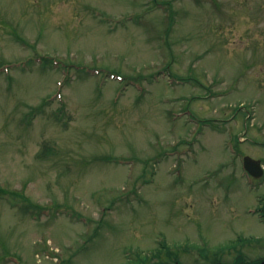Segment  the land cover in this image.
Returning <instances> with one entry per match:
<instances>
[{
	"label": "rangeland",
	"instance_id": "374dc122",
	"mask_svg": "<svg viewBox=\"0 0 264 264\" xmlns=\"http://www.w3.org/2000/svg\"><path fill=\"white\" fill-rule=\"evenodd\" d=\"M242 155L264 159V0H0V186L28 198H0V264H170L161 238L212 264L264 239Z\"/></svg>",
	"mask_w": 264,
	"mask_h": 264
},
{
	"label": "flooded vegetation",
	"instance_id": "af4514ba",
	"mask_svg": "<svg viewBox=\"0 0 264 264\" xmlns=\"http://www.w3.org/2000/svg\"><path fill=\"white\" fill-rule=\"evenodd\" d=\"M260 160L264 166V159L260 158ZM256 197L258 198L254 203L255 220L264 225V192L260 188H258ZM238 236L242 237L243 234ZM242 238L233 240L232 244L225 249L201 251V262L207 263L210 261L212 264H264V239L251 238L245 240ZM223 258H226L227 261H224Z\"/></svg>",
	"mask_w": 264,
	"mask_h": 264
},
{
	"label": "water",
	"instance_id": "95a60500",
	"mask_svg": "<svg viewBox=\"0 0 264 264\" xmlns=\"http://www.w3.org/2000/svg\"><path fill=\"white\" fill-rule=\"evenodd\" d=\"M245 166L252 174L256 176H260L263 172L258 161L249 156L245 158Z\"/></svg>",
	"mask_w": 264,
	"mask_h": 264
},
{
	"label": "trees",
	"instance_id": "16d2710c",
	"mask_svg": "<svg viewBox=\"0 0 264 264\" xmlns=\"http://www.w3.org/2000/svg\"><path fill=\"white\" fill-rule=\"evenodd\" d=\"M41 108H42V105H39V106H32V107H30V112L29 113H26L25 114V116H24V118H23V120L24 121H26V123H30L32 120H33V113L35 114V115H37V113L38 112H36L37 110H41ZM9 193L10 192V190H8V189H6V188H3V187H1L0 186V193ZM15 192H12L11 194H14ZM24 199H26V200H28V198H24ZM35 207H37V205L35 206Z\"/></svg>",
	"mask_w": 264,
	"mask_h": 264
}]
</instances>
